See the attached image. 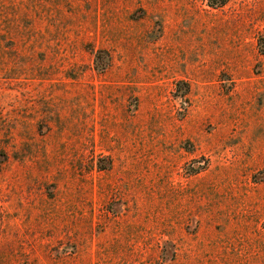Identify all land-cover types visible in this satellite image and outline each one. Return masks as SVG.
<instances>
[{
    "label": "rangeland",
    "instance_id": "obj_1",
    "mask_svg": "<svg viewBox=\"0 0 264 264\" xmlns=\"http://www.w3.org/2000/svg\"><path fill=\"white\" fill-rule=\"evenodd\" d=\"M261 39L264 0H0V264H264Z\"/></svg>",
    "mask_w": 264,
    "mask_h": 264
},
{
    "label": "trees",
    "instance_id": "obj_2",
    "mask_svg": "<svg viewBox=\"0 0 264 264\" xmlns=\"http://www.w3.org/2000/svg\"><path fill=\"white\" fill-rule=\"evenodd\" d=\"M211 2V5L212 6H223L227 0H210ZM262 42L264 43V39H261ZM264 50V49H263ZM109 64V56H108V53L106 51H98L95 53L94 55V65H95V68L98 70V71H103L107 68ZM105 168V167H103ZM202 166H198V167H189V173H197L199 172V170H201Z\"/></svg>",
    "mask_w": 264,
    "mask_h": 264
}]
</instances>
